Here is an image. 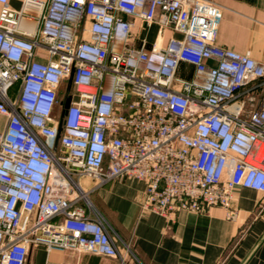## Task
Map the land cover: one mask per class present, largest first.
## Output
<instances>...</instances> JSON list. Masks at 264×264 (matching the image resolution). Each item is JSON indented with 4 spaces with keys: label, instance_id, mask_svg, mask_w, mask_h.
Masks as SVG:
<instances>
[{
    "label": "built area",
    "instance_id": "1",
    "mask_svg": "<svg viewBox=\"0 0 264 264\" xmlns=\"http://www.w3.org/2000/svg\"><path fill=\"white\" fill-rule=\"evenodd\" d=\"M0 7V264L39 246L122 259L89 200L116 180L144 182V208L165 217L220 207L231 219L236 189L264 194V63L217 45L218 4ZM126 16L159 25L152 48L132 46ZM168 29L180 37L162 44Z\"/></svg>",
    "mask_w": 264,
    "mask_h": 264
},
{
    "label": "crops",
    "instance_id": "2",
    "mask_svg": "<svg viewBox=\"0 0 264 264\" xmlns=\"http://www.w3.org/2000/svg\"><path fill=\"white\" fill-rule=\"evenodd\" d=\"M223 12L217 45L237 52H250L264 63V0H209ZM23 0H9L19 10ZM1 8V7H0ZM134 23L131 44L152 48L159 25ZM180 35L164 31L162 44ZM211 64V62H210ZM193 67L183 65L179 75L190 79ZM6 119L0 116V130ZM144 182L116 180L90 194L91 201L120 238L122 259L88 253H48L32 248L27 264H264V194L238 188L232 205L233 218L220 207L205 212L175 209L169 217L144 208Z\"/></svg>",
    "mask_w": 264,
    "mask_h": 264
},
{
    "label": "water",
    "instance_id": "3",
    "mask_svg": "<svg viewBox=\"0 0 264 264\" xmlns=\"http://www.w3.org/2000/svg\"><path fill=\"white\" fill-rule=\"evenodd\" d=\"M71 81H72V80H69L70 85H71ZM71 99H72V97L69 96V97L66 98V100L64 101V103H63V114H65V111L69 108L70 103H71ZM61 131H62V128L60 127V128H59V134H58V137H57V140H56V141H58L59 136H60V134H61Z\"/></svg>",
    "mask_w": 264,
    "mask_h": 264
},
{
    "label": "rangeland",
    "instance_id": "4",
    "mask_svg": "<svg viewBox=\"0 0 264 264\" xmlns=\"http://www.w3.org/2000/svg\"><path fill=\"white\" fill-rule=\"evenodd\" d=\"M92 193V192H91ZM90 193V194H91ZM90 194H89V200L91 201V197H90ZM91 203L95 206V204L91 201ZM95 208L98 210V208L95 206ZM103 215V214H102Z\"/></svg>",
    "mask_w": 264,
    "mask_h": 264
}]
</instances>
